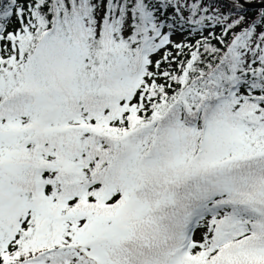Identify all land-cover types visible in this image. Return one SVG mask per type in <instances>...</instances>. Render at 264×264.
<instances>
[{"label":"snow or ice","instance_id":"obj_1","mask_svg":"<svg viewBox=\"0 0 264 264\" xmlns=\"http://www.w3.org/2000/svg\"><path fill=\"white\" fill-rule=\"evenodd\" d=\"M0 0V264H264V0Z\"/></svg>","mask_w":264,"mask_h":264},{"label":"water","instance_id":"obj_2","mask_svg":"<svg viewBox=\"0 0 264 264\" xmlns=\"http://www.w3.org/2000/svg\"><path fill=\"white\" fill-rule=\"evenodd\" d=\"M261 2V0H254L252 1L251 7L250 8H257L258 4Z\"/></svg>","mask_w":264,"mask_h":264},{"label":"trees","instance_id":"obj_3","mask_svg":"<svg viewBox=\"0 0 264 264\" xmlns=\"http://www.w3.org/2000/svg\"><path fill=\"white\" fill-rule=\"evenodd\" d=\"M255 10H256V9H252V8H250V10H249V14H252Z\"/></svg>","mask_w":264,"mask_h":264}]
</instances>
